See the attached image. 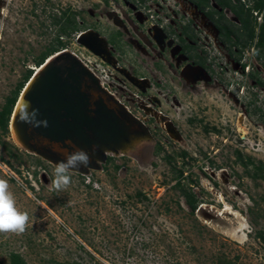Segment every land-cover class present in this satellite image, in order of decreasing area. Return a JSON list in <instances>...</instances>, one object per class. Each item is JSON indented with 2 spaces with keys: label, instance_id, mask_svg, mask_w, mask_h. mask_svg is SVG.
Returning <instances> with one entry per match:
<instances>
[{
  "label": "rangeland",
  "instance_id": "rangeland-1",
  "mask_svg": "<svg viewBox=\"0 0 264 264\" xmlns=\"http://www.w3.org/2000/svg\"><path fill=\"white\" fill-rule=\"evenodd\" d=\"M139 2L0 0V111L26 85L25 74L39 68L43 53L70 50L105 87L118 78L123 101L128 107L129 99L136 103L129 110L142 121L152 119L146 128L155 142L134 157H114L89 176L72 172L69 187L56 191L55 165L18 147L10 126L6 132L0 128V179L29 216L22 234L0 233V264H9L11 252L28 264H264V89L248 76L255 68L264 80V63L247 51L251 69L244 72L216 36H208L209 48L200 45L211 50L212 81H196L198 69L185 70L182 81L153 78V59L137 49L150 54L140 35L155 22ZM230 3L254 6L253 0ZM65 11L73 26L64 22ZM251 14L264 22L255 10ZM87 29L104 39L122 33L121 56L117 51L109 59L115 63L117 57L125 72L134 68L137 78H150L145 97L115 72L113 62L80 42ZM158 80L163 88L155 89ZM132 94L160 100L151 110L156 119Z\"/></svg>",
  "mask_w": 264,
  "mask_h": 264
},
{
  "label": "water",
  "instance_id": "water-1",
  "mask_svg": "<svg viewBox=\"0 0 264 264\" xmlns=\"http://www.w3.org/2000/svg\"><path fill=\"white\" fill-rule=\"evenodd\" d=\"M84 33L80 42L112 63L111 54L104 56L90 38L103 48H108L106 40L93 30ZM39 69L22 90L9 124L15 144L22 150L56 165L66 152L83 149L92 162L73 173L89 176L103 170L109 157H134L143 147L155 144L146 126L75 53L57 52ZM44 121L46 127L38 125Z\"/></svg>",
  "mask_w": 264,
  "mask_h": 264
},
{
  "label": "flooded vegetation",
  "instance_id": "flooded-vegetation-1",
  "mask_svg": "<svg viewBox=\"0 0 264 264\" xmlns=\"http://www.w3.org/2000/svg\"><path fill=\"white\" fill-rule=\"evenodd\" d=\"M139 3L145 4L144 9L147 12L146 14H148L149 17H151L155 22L151 23L147 29V33L142 32L140 35V39L144 43L143 45L149 49V52L152 56H150L148 53H146V55L142 52V50H140V48L137 49L142 58L153 59L152 68L150 69V72L153 75L151 76L153 78L158 76L162 78L163 75H165L168 77L171 76L179 78L180 81H182L183 78H186L185 75H183L185 70L187 71L190 69V71H192L194 69H198L199 71H202V74L197 72L195 78L196 81L200 80L201 78H207L209 81H212L215 74L208 64L209 58H207L209 53H211V50H206L202 47L207 45L206 47L209 48V44L211 42L208 40V36L212 38L216 36V40H219V42L224 46L227 56L233 62H236V64H238L240 67V70L244 72L248 67L245 61L247 51H252V57L257 62L264 63V54L260 57V59L258 58V53H262V47L259 46V35L261 33V27L264 26V22L257 23L255 26L256 38L250 41L246 47H244L245 45L242 46V44H245L248 32L245 30L242 20H240L237 14H235L230 8L222 7L216 0H140ZM227 10L234 16L236 20H232V18L228 15ZM255 14H260L264 18V9L256 10ZM63 17L64 22L69 24L68 21L71 18L70 12H63ZM148 18L146 19L149 22ZM252 18H254V16H252ZM214 19L221 21V23L226 22V26L233 27L232 29L234 32L230 34L231 42H228V40L224 39L225 37L221 34L222 31L217 26ZM122 20H124V18ZM88 30L91 29H87L82 33ZM124 30H126V28L122 26V31L125 32ZM82 33H80V35ZM100 36L102 37V35ZM122 36V33L116 32L113 34L112 38L107 37L105 40L107 42L108 48H103L102 44L96 42L92 38H90V40L94 46H97V48L103 50L101 52H103L104 56L108 53L111 55H116L117 51L119 52V56H121L120 49H122V46L120 45V37ZM200 36H202V38H200ZM203 41H205L206 44ZM200 44L203 45L201 46ZM146 48H143V50L145 51ZM112 62L115 66V72L123 74L126 76V78H129L133 85L139 87L140 94L142 96L145 97V95L149 93L148 87L151 84L150 78H137L134 75V68L132 70L130 69V72H125L124 66H120V61L117 57L115 63L113 60ZM248 68L251 69V66ZM249 75L254 79V83L257 87L264 89V80L261 78V72L258 69L254 68V72H250L249 70L248 76ZM112 78L113 80L111 87L115 89L112 90L110 86L106 88L108 90L111 88L109 92L129 110L132 105L136 104L135 101L133 99H129L130 101H128L131 105L129 104L128 107L127 102H125V100L123 101L124 97H126V91L124 92V88L121 86V84L116 82L115 79H118L117 77L113 76ZM145 81L148 82L146 83ZM153 84L155 89L163 88V84L159 80L155 81ZM188 84L191 87L196 86L194 82H189ZM103 86L105 87V84H103ZM132 96L135 99L139 98V96L135 94H132ZM139 101L144 103L139 105L143 106L145 109H143L144 113H149L151 116H153V119H156L154 116L155 112L153 114L151 110L154 111L157 107L162 105L160 100H157L155 97L146 96V99H140ZM150 103L152 106H150ZM129 111L131 114H133L131 110ZM136 118L139 119L145 126L150 125L152 121L150 118L144 119V121L138 117ZM113 158L114 157H109L108 161L112 160Z\"/></svg>",
  "mask_w": 264,
  "mask_h": 264
},
{
  "label": "clouds",
  "instance_id": "clouds-1",
  "mask_svg": "<svg viewBox=\"0 0 264 264\" xmlns=\"http://www.w3.org/2000/svg\"><path fill=\"white\" fill-rule=\"evenodd\" d=\"M43 126H47V122ZM91 157L83 149H75L64 154V159L58 161L53 170L51 185L54 190L61 191L69 187L72 182L70 173L81 167H89ZM29 216L22 212L16 203L14 194L10 191L7 180L0 179V233L22 234L28 226Z\"/></svg>",
  "mask_w": 264,
  "mask_h": 264
},
{
  "label": "trees",
  "instance_id": "trees-1",
  "mask_svg": "<svg viewBox=\"0 0 264 264\" xmlns=\"http://www.w3.org/2000/svg\"><path fill=\"white\" fill-rule=\"evenodd\" d=\"M222 7H228L230 8L235 14H237V16L240 18V20H242L243 25L245 30L248 32L247 34V39L245 40V44H242V46L246 47V45L254 40L256 38V33H255V26L257 25L256 19L252 18V14H251V9H253V11L255 10H263L264 9V0H253L254 2V6L253 8H248V10H245L243 7L237 8L236 6H233L230 3V0H216ZM214 21L216 22L217 26L220 28V30L222 31L221 34L225 37L224 39L228 40V42H231V36L230 34H232L234 32V30L232 29L233 27H229L226 26L227 23L223 22L221 23V21H217L216 19H214ZM69 24L70 25H74V20L72 18L69 19ZM231 28V29H229ZM227 30V31H226ZM62 33L66 32V29L63 28V30H61ZM227 32V33H226ZM61 43V42H60ZM259 46L262 47V53L259 54L258 53V58L260 59V57L264 54V26L261 27V33L259 35ZM58 52L57 48H50L48 49L45 53L42 54V56L40 57L39 61H38V65H42L43 63H45V60H47V58L49 56H51L52 54ZM264 57V55H263ZM33 75L32 71L29 70L25 76H24V82L29 81V79L31 78V76ZM24 83H21L17 89V91L14 93V95L8 99L6 105L2 108V110L0 111V128L6 132L8 131V127H9V123H10V117L13 113V109L16 105L17 102V97H18V93L19 91L22 89ZM21 92V91H20ZM170 159V158H169ZM193 210H195L196 206L193 204ZM263 241H264V237L261 236ZM9 264H28L27 261L23 258V256L19 253L16 252H11L9 254Z\"/></svg>",
  "mask_w": 264,
  "mask_h": 264
},
{
  "label": "bare ground",
  "instance_id": "bare-ground-1",
  "mask_svg": "<svg viewBox=\"0 0 264 264\" xmlns=\"http://www.w3.org/2000/svg\"><path fill=\"white\" fill-rule=\"evenodd\" d=\"M83 34H85V33H83ZM58 54H60V53H58ZM54 57V55L53 56H50V57H48L47 58V62L49 61L50 62V60H52V58ZM40 67V66H39ZM36 74H35V76H37L38 75V73L41 71V69H39V68H37L36 70ZM19 104V103H18Z\"/></svg>",
  "mask_w": 264,
  "mask_h": 264
},
{
  "label": "built area",
  "instance_id": "built-area-1",
  "mask_svg": "<svg viewBox=\"0 0 264 264\" xmlns=\"http://www.w3.org/2000/svg\"><path fill=\"white\" fill-rule=\"evenodd\" d=\"M260 20H261V18H260Z\"/></svg>",
  "mask_w": 264,
  "mask_h": 264
}]
</instances>
